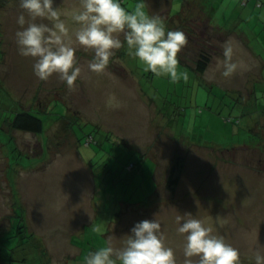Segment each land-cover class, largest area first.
<instances>
[{
    "label": "rangeland",
    "instance_id": "374dc122",
    "mask_svg": "<svg viewBox=\"0 0 264 264\" xmlns=\"http://www.w3.org/2000/svg\"><path fill=\"white\" fill-rule=\"evenodd\" d=\"M175 1L174 10L181 3ZM136 2L121 0L129 9ZM78 3L55 0L54 6L63 12L75 9ZM207 5L218 11L211 24L229 27L239 35L247 31V49L231 40L236 46L235 59L244 61L246 71L229 78L215 67L198 72L194 60L185 62L178 53V68L189 78L172 83L166 76L145 72L127 54L125 44L116 50L104 72L95 73L89 69L94 51L74 44L81 74L73 89L58 74L47 81L34 74V59L21 56L16 44L17 17L24 11L20 0L0 6V264H83L89 252L102 246L100 237L106 238L99 225L123 217L125 201L143 200L157 187L154 160L138 161L140 151L130 148L139 145L156 152L162 191L177 163L180 194L164 198L166 205L174 203L182 207L180 216L188 219L186 214L191 213L211 227L213 235L222 236L239 250L240 264H255L257 249L264 254V120L260 115L264 113V83L254 81L257 67L252 60V51L264 59V0L245 4L243 0H211ZM199 17L163 20L168 29L187 27L203 36L199 25L205 18ZM61 18L70 30L78 27L70 16ZM36 22L51 23L47 19ZM209 33L217 35L213 30ZM220 33L226 36L224 31ZM119 38L124 39L122 34ZM195 38L196 43L185 53L197 52L202 46L204 40ZM260 77H264V67ZM247 82L259 92L251 100L230 89L231 84L244 87ZM20 108L39 111L44 130L13 129L7 117ZM81 158L88 162V169H83L86 165ZM130 161L139 163L131 169L127 166ZM88 170L95 180L87 175ZM78 204L83 206L82 212L87 211L82 217L86 224L97 223L85 238L79 231L70 241L67 220L77 212L72 208ZM172 208L169 215L176 217L178 208ZM21 217L34 234L23 228L19 232ZM65 222V236H59L62 229L57 227ZM185 236L176 235L175 240H180L170 245L176 264H184ZM64 257L66 262H62ZM191 259L194 264L198 261V257Z\"/></svg>",
    "mask_w": 264,
    "mask_h": 264
},
{
    "label": "clouds",
    "instance_id": "9594fccd",
    "mask_svg": "<svg viewBox=\"0 0 264 264\" xmlns=\"http://www.w3.org/2000/svg\"><path fill=\"white\" fill-rule=\"evenodd\" d=\"M54 4L55 0H20L24 11L17 17V49L21 56L34 59L32 69L40 80L47 81L58 74L69 89L74 88L81 74L74 44L94 51L89 69L95 73L104 72L116 50L126 44L127 54L138 60L145 72L166 76L172 83L188 80V73L178 68V53L187 43L185 33L168 29L162 17L150 14L146 0H137L131 9L124 7L121 0H79L75 9L63 12ZM62 16H70L78 27L70 30ZM38 19L51 23H37ZM234 52L233 43L226 41L223 59L217 65L224 78L247 68L244 61L234 60ZM114 99L109 100V105ZM186 215L190 218L176 217V231L186 234L184 264H194L192 257H198L196 264H240L237 248L222 236L213 235L212 228L202 220L191 213ZM125 236L122 248L116 250L106 243L89 252L83 264H176L174 250L165 245L161 223L156 218L136 222ZM254 259L255 264H264V254L259 249Z\"/></svg>",
    "mask_w": 264,
    "mask_h": 264
},
{
    "label": "crops",
    "instance_id": "0c3cea01",
    "mask_svg": "<svg viewBox=\"0 0 264 264\" xmlns=\"http://www.w3.org/2000/svg\"><path fill=\"white\" fill-rule=\"evenodd\" d=\"M177 1H179V0H177ZM180 1H181V3L178 2V7L176 8V10H174V6L176 3L175 0H147V3H146L147 8L146 9H147V11H149L150 14L158 15L162 18L167 19L170 22H172L173 20H174V22H177L181 19L192 18L194 16L207 17V18H209V21H211V19H214V17H216V14L218 12V11L213 12V10L215 9L214 6H213V10L209 9V6L207 4L209 2H211V0H180ZM216 27H218L221 32L224 31V33L227 35V39H226L227 41L237 40L238 44H241V46H242L241 49H247V45L245 46V44L247 41L248 42L250 41V39L247 38V36L245 34V32H247V31H244L239 35L237 32L231 30V28H229V27H227V28L221 27V26H216ZM233 41H231V42H233ZM235 49H236V46L234 47V50ZM256 49H260V48L256 47ZM261 52H263V51H261ZM252 55H253L252 60L254 62L252 60L251 61L257 67V72H256L257 74L254 75L255 76L254 81L264 83V77H260V72L262 70V67H264V59L261 58L259 54L257 55L256 53H254V51H252ZM235 57L236 56H235V52H234L233 58H234V60H237V58L235 59ZM258 57H260L259 62L256 61V60H258ZM222 59H223V50H222V52L216 54L213 57L208 68L203 73H205L206 71H208L210 68H213V67H215L217 69L218 68L217 67L218 62ZM193 62L195 63V61H193ZM195 66H196V63H195ZM123 70H125V68ZM125 73H127L126 70H125ZM222 84L224 86H227V84H225V82H223V81H222ZM230 87H231L230 89L232 91L239 93L240 97H243L244 99L248 98V100H251L253 96H256L259 93L258 90L256 89V85L254 86V84H251L250 82H247V84H245L244 87L242 85L240 86L237 84H231ZM224 89H226V88H224ZM246 89H247V94H245ZM260 115H262V119L264 120V113H262ZM8 120H10V119H8ZM263 120H261V118H260V120L258 122L260 124H262L261 121H263ZM101 127H103V126H101ZM176 140H177V142H179L178 139H176ZM152 145H153V147H156V145L154 143H152ZM143 147H144V145H139V147L135 146L133 149V147L130 146V148L132 150H139L140 151L138 154L140 156L138 161H142V160L147 159V158H152L154 160V162H155L154 166L156 165L157 168L155 170L153 179H154V183L157 185V187L154 190V192L148 193V195L143 200L135 201V202L125 201L126 205L123 207L124 211H121L123 213V217H116V218L114 217V219L110 218L113 220L108 221V219H107L108 222L105 225L104 224L99 225L100 227H102V234L105 235V237H106V238L100 237L99 242H100V245H102V246H104L106 243H109L116 250L122 248L124 240L127 238L125 235L130 233V229L134 226V224L136 222L144 220V219L151 220V219H155V218L161 223V233L163 235L164 243L166 246L170 247V245H173L172 241L176 242V240H180V238L175 240L176 235H180V233L178 231H176L177 228L175 226L178 227V224H175V218L177 216L181 215L182 207L178 208V206L175 205L174 203L172 205H166L165 201H164V198H166V197L167 198L174 197V196H177L178 194H180V189H179L180 184L178 185V189H177V185L175 186L174 190H171L168 188V186H165L166 190L162 191V189H160V187H162V184L164 183V181H162L163 179L161 177H159V174H158L159 163L155 158V156H157V154H156V152H153V150L151 149L152 147L149 146V147H146V149H143ZM183 148L188 149L190 147H188V148L183 147ZM154 149H156V148H154ZM162 150L166 151V148L163 147ZM178 150H179V148H178ZM78 153L80 154V152H78ZM81 159H79L81 164L86 165L83 167V169H88V166H89V165H87L88 162H85L83 159L82 160ZM171 161H172V159H171ZM188 162H189V160H188ZM137 163H139V162H137ZM131 164H133L132 161L127 163V166L130 167ZM198 165H201V167H202L203 164L201 162ZM139 167H141L140 169H142L144 171L145 168H143L141 165ZM132 169H134V167ZM195 170H196V168L194 169V172H195ZM185 172H184V174H185ZM200 172L204 173L205 171L202 170ZM169 174H170V172H169ZM87 175L90 176V178L92 180H95L94 174L91 170H88ZM69 192L71 193L72 191H69ZM145 192H147V191H145ZM172 207L178 208L179 213H176V217H174V215H169V213L172 210H174ZM82 208H83V206L80 204H78L77 207L72 208L73 210L77 209V212L72 213V218L69 216L70 222H69V220H67L68 227L71 228V229H69V233H71L69 239L71 238L72 235H78L77 233L79 231H80V234H82V233L84 234V235L83 234L82 235H83V238H85L86 237L85 234L87 233V230L91 229V227H94L97 223V222H95L92 226H88L86 224L87 221L84 218L82 219V217L87 214V211L82 212L83 211ZM69 210H70V207L66 211L67 216L71 212ZM183 212H186V211L184 210ZM88 213H89V211H88ZM92 213L94 214V216H96V213H94V211ZM104 214H106V212ZM76 216H77V218H76ZM26 225H27V227H25L26 228L25 231L30 232L29 230H31V228L28 226L27 223H26ZM66 227H67L66 222L61 227H57L59 230L62 229V233L59 236H65L63 232L66 231ZM17 228L19 229V232H20V225H18ZM54 228L55 227H53V229ZM11 231H13V234H16V229L14 228L13 225L11 227ZM6 233H7V235L10 234L9 232H6ZM30 233H33V232H30ZM82 235H80V238L82 237ZM20 236H21V234H20ZM70 241H71V239H70ZM75 241H76V238H75ZM185 242H186V240L184 241V244H185ZM75 257H78V255H75ZM50 261H52L51 258L49 260V263H51ZM62 262H66L65 257H64V259H62Z\"/></svg>",
    "mask_w": 264,
    "mask_h": 264
},
{
    "label": "trees",
    "instance_id": "16d2710c",
    "mask_svg": "<svg viewBox=\"0 0 264 264\" xmlns=\"http://www.w3.org/2000/svg\"><path fill=\"white\" fill-rule=\"evenodd\" d=\"M8 2L9 0H0V6H4ZM200 18H205V19H201L202 22H200L199 25L200 31L203 36L199 35V33L198 34L195 33L193 29L183 27L182 30L187 37V43L181 49L179 54L181 55V60L185 62L194 60L196 63V70L198 72H204L208 68L213 57L219 52L220 49H222L221 46L226 41L227 35L226 36L222 35L220 33V29L214 26L213 24H211L209 18L199 17V20ZM169 29L171 30V28ZM211 30H213L214 32L216 31L215 34L217 35L210 34L209 32ZM195 36L199 37V39L204 40L202 46L198 48L199 50H197V52L195 51V52L185 53L187 49L191 48V45L193 43L194 44L196 43L197 40ZM39 114H41L39 111L26 110L20 108L17 112L14 113V115L11 116L9 120V124L13 129L30 131L33 133H40L44 130V119L42 118V115ZM7 119L9 118L7 117ZM136 163L133 162V164L130 165V168L132 169L133 167H135ZM177 170L178 169L176 163L172 166L170 175L167 180V186L171 190H174L179 180V175L177 174ZM22 211L25 214L24 209H22ZM19 221L22 222V224L19 222L20 229L23 228L24 230H26L25 228V225L27 223L26 218L23 220L21 217Z\"/></svg>",
    "mask_w": 264,
    "mask_h": 264
},
{
    "label": "built area",
    "instance_id": "2783aa9c",
    "mask_svg": "<svg viewBox=\"0 0 264 264\" xmlns=\"http://www.w3.org/2000/svg\"><path fill=\"white\" fill-rule=\"evenodd\" d=\"M249 0H243V3L245 4V3H247ZM258 5H261V3L260 2H258ZM91 136V135H90ZM89 136V137H90ZM88 137V140H87V142L89 143L90 142V138Z\"/></svg>",
    "mask_w": 264,
    "mask_h": 264
}]
</instances>
